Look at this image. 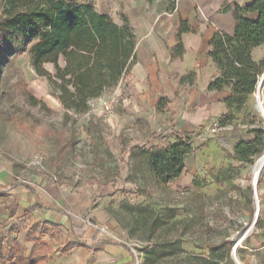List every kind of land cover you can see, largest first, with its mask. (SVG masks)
I'll return each mask as SVG.
<instances>
[{"label":"rangeland","instance_id":"rangeland-1","mask_svg":"<svg viewBox=\"0 0 264 264\" xmlns=\"http://www.w3.org/2000/svg\"><path fill=\"white\" fill-rule=\"evenodd\" d=\"M257 50L259 68L238 90L230 120L221 126L219 119L210 126L201 122L189 135L183 172L162 183L145 167L136 170L132 153L148 138L174 133L125 117L131 109L128 77L90 100L86 113L74 114L34 72L27 51L10 57L0 66V160L24 183L43 176L87 196L95 190L98 215L87 222L84 212L76 222L89 226L88 238L126 246L129 264H264V168L256 186L249 173L264 151V118L253 99L264 44ZM46 68L53 72L51 64ZM27 92L46 108L32 105ZM260 96L264 107V84ZM223 240L233 245L221 258L212 247ZM91 256L66 229L37 215L0 227V264H91Z\"/></svg>","mask_w":264,"mask_h":264},{"label":"crops","instance_id":"crops-1","mask_svg":"<svg viewBox=\"0 0 264 264\" xmlns=\"http://www.w3.org/2000/svg\"><path fill=\"white\" fill-rule=\"evenodd\" d=\"M158 1L149 4L147 0H94L97 11L109 15L117 24L121 23L120 14L125 15L136 35V62L124 78L128 77L131 90V109L126 110L125 117L134 122L144 120L156 131L174 133L168 139L148 138L140 145L144 147H167L168 141L173 140L172 144L184 134L190 135L201 122L210 126L232 110L238 90L256 74L260 59L258 46L233 38L232 6H245L254 0H174L175 8L170 12L161 7L165 0L157 7ZM248 16L256 18L257 14ZM180 21L186 23L189 31L180 37L182 55L171 58ZM190 72L194 73L193 79L180 82ZM160 98L166 101L158 110ZM21 181L0 160V227L33 214L39 221L66 229L67 215L78 226V216L84 212L87 222L98 215V208L92 206L93 189L87 196L84 191L68 190L43 176ZM26 186L32 187L46 206L58 210L38 208ZM84 230L82 238L87 243L103 240L92 235L88 238L92 234L88 225ZM86 249L94 254L91 264H129L128 248L124 245L106 243Z\"/></svg>","mask_w":264,"mask_h":264},{"label":"trees","instance_id":"trees-1","mask_svg":"<svg viewBox=\"0 0 264 264\" xmlns=\"http://www.w3.org/2000/svg\"><path fill=\"white\" fill-rule=\"evenodd\" d=\"M147 1L153 3V0ZM164 4V11L170 12L175 8L174 0H165ZM251 13H256V18H250L248 15ZM232 17L235 41L256 46L264 44V0H254L245 6L234 4ZM120 19L121 23L117 24L109 15L98 12L94 0H0V66L10 57L27 51L34 72L49 80L54 89L53 96L62 108L66 112L84 114L88 111L89 101L115 88L136 62V35L128 18L120 14ZM188 31L186 23L180 21L171 58L182 55L180 37ZM47 64L52 65L53 72L46 68ZM193 76L194 73L190 72L182 76L180 82L191 81ZM26 99L32 105L46 108L42 100L29 92ZM165 101L164 98L159 99L158 110ZM230 118L228 111L219 118V125ZM190 141L186 133L167 147L135 146L132 160L136 170L145 167L158 183L177 178L191 152ZM26 188L38 208L58 210L46 206L32 187ZM66 229L76 246L97 248L113 243L110 240L87 243L82 238L84 227L75 225L69 215ZM232 245V241L223 240L212 249L219 251V256L224 258Z\"/></svg>","mask_w":264,"mask_h":264},{"label":"bare ground","instance_id":"bare-ground-1","mask_svg":"<svg viewBox=\"0 0 264 264\" xmlns=\"http://www.w3.org/2000/svg\"><path fill=\"white\" fill-rule=\"evenodd\" d=\"M263 84H264V71L259 74L258 81L256 84V91L253 93L255 110L262 118H264V107L262 105L260 93L263 88ZM263 168H264V151L255 157L252 165L249 168L250 179L253 185L256 184Z\"/></svg>","mask_w":264,"mask_h":264},{"label":"water","instance_id":"water-1","mask_svg":"<svg viewBox=\"0 0 264 264\" xmlns=\"http://www.w3.org/2000/svg\"><path fill=\"white\" fill-rule=\"evenodd\" d=\"M254 186V185H253ZM254 202H255V200H254ZM255 216H256V214H255ZM233 251H235V248H234V250Z\"/></svg>","mask_w":264,"mask_h":264}]
</instances>
